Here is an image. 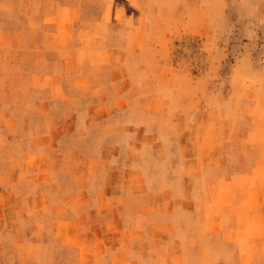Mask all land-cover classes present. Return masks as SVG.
Here are the masks:
<instances>
[{"label":"rangeland","instance_id":"1","mask_svg":"<svg viewBox=\"0 0 264 264\" xmlns=\"http://www.w3.org/2000/svg\"><path fill=\"white\" fill-rule=\"evenodd\" d=\"M115 19L129 22L131 27L106 29L105 36L101 31L83 35L85 46L80 54L85 59L68 62L76 74L67 77L62 76L66 65L60 42L54 28H49V0H0V173H19L20 169L30 173L32 169L39 178L35 165L46 166V183L40 184L35 177V182L22 189L30 196L46 195L40 207L44 210L41 222L33 221L31 198L15 199L7 213L12 222V215L24 218L25 229L30 235L36 233L33 241L37 245L54 244L43 229L49 222V195L75 198V202L81 188L73 175L91 179L99 176V180L103 168L91 159L104 150L105 159L110 158L109 147L124 148L133 137L122 132L136 115L127 108L92 126L81 119L80 125L70 124L63 134H52L58 138L49 140V134L60 126L57 122L82 118L86 108L105 93L101 84L114 74L125 84L126 73H120L118 66L126 69L128 65L132 70L130 93L142 100L141 90L147 89L153 108L159 111L160 119L151 124L160 136L175 133L198 145L206 139L220 140L226 133L235 139L228 147L234 166L241 159L238 144L247 130L253 137L255 133L261 135L264 141V0H132L129 11ZM64 32L69 40L65 51L73 53L76 48L72 38L77 30ZM132 37L137 42L133 47L129 43ZM49 73L59 77H50ZM114 91L124 92L123 87ZM252 103L258 107L251 111ZM254 118L258 124L250 130ZM261 145L264 147V142ZM49 147L75 150L72 164H62L58 159V166L65 172L57 169L55 179L63 180L65 188L47 183L49 157L44 156L42 161L34 157L49 152ZM171 150L179 155L176 144ZM118 161H123L122 154ZM117 174L119 178L121 172ZM99 189L92 184L88 194L101 193ZM144 196L148 198L147 193ZM5 240L11 241L8 233ZM135 241L140 247L136 246L131 256L139 264H173L175 257L176 264L237 261L235 248L230 247L233 252L224 248L219 234L205 236L199 243L194 240L182 251L177 246L176 254L163 246L151 252L153 245L144 237ZM258 256L264 261V251Z\"/></svg>","mask_w":264,"mask_h":264},{"label":"crops","instance_id":"2","mask_svg":"<svg viewBox=\"0 0 264 264\" xmlns=\"http://www.w3.org/2000/svg\"><path fill=\"white\" fill-rule=\"evenodd\" d=\"M131 4L132 0H49V28L55 30L54 35L63 52V65H66L62 76L76 74L68 62L85 59L81 56L85 46L83 35H96L101 31L105 36L106 29L127 30L131 27L129 22L115 19L118 14L127 13ZM136 28L140 34L141 26L137 24ZM70 29L77 30L76 37L72 38L76 48L74 55L65 51L69 40L64 31ZM129 43L133 47L137 42L132 37ZM117 69L126 73L123 76L125 84L114 74L105 85L101 84L105 93L86 108L82 118L74 116L57 122L60 126L49 134V140L58 138L52 134H63L70 124L80 125L81 119H84L83 124L92 126L127 108L136 115L122 132L132 133V139L124 148L119 145L109 147L110 158L105 159L107 150H104L99 157L91 159L94 165L103 168L99 180V176L91 179L89 176L76 178V173L73 175V181L81 188L75 202V198L69 200L49 195V222L43 227L45 235L49 234V239L54 242L49 246L35 244L36 233L32 236L25 229L24 218L12 215V222L7 214L15 199L31 198L28 201L32 202L33 221L41 222L44 210L40 207L46 195L30 196L22 189L35 182V177L40 184L46 183L43 182L46 166L35 165L39 178L34 175V170L31 173L32 169L30 173L21 169L19 173L1 172L0 264H139L131 256V251L140 247L135 244L138 237L149 240L153 245L151 252H157L163 246L176 254L177 246L182 251L194 240L199 243L205 236L213 234L221 236L222 245H226L224 248L233 252L230 247H234L237 253V261L218 264H264L258 256L264 251L262 136L255 133L253 137L247 130L238 144L241 159L236 166L228 148L235 139L226 133L220 136V140L206 139L198 145L175 133L172 136L161 133L160 136L151 124L160 119L159 111L153 108L147 89L141 90L143 99L140 100L128 90L131 89L128 87L131 68L126 65V69L123 66ZM49 76L59 77L52 73ZM115 87H123L124 92L118 94ZM254 107L257 108L258 104L252 103L250 110ZM253 123L250 130L252 127L256 129V118ZM173 144L177 145L179 155L172 152ZM121 154L123 161L119 162ZM44 156L49 157L47 183L65 188L63 180L55 179L58 171L65 172L58 166V159L62 164H72L75 150L49 147V152L34 155L37 161L38 157L42 161ZM117 172H121L119 178ZM89 179L91 182L86 184ZM92 184L97 190L100 188L101 193L88 194ZM119 190L124 192L119 193ZM35 230L39 234V230ZM7 233L11 241L5 240ZM11 254L14 260L9 261ZM173 264H176V257Z\"/></svg>","mask_w":264,"mask_h":264}]
</instances>
